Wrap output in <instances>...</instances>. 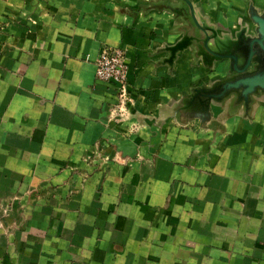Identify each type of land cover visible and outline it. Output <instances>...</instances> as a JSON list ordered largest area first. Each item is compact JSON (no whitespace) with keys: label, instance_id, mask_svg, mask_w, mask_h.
Wrapping results in <instances>:
<instances>
[{"label":"crops","instance_id":"1","mask_svg":"<svg viewBox=\"0 0 264 264\" xmlns=\"http://www.w3.org/2000/svg\"><path fill=\"white\" fill-rule=\"evenodd\" d=\"M249 3L195 10L231 32ZM166 4L0 0V264H264V94L191 118L182 99L227 61L170 63L185 22ZM104 45L125 52L127 121L95 77Z\"/></svg>","mask_w":264,"mask_h":264},{"label":"water","instance_id":"2","mask_svg":"<svg viewBox=\"0 0 264 264\" xmlns=\"http://www.w3.org/2000/svg\"><path fill=\"white\" fill-rule=\"evenodd\" d=\"M179 1L181 5L166 4L175 17L185 22L181 27L183 33L169 46L170 63L177 54L186 51H192L203 66L210 68L227 61L222 75L209 84L190 89L181 101L183 109L203 123L209 119L212 104L232 97L233 104L242 105L248 112L253 96L264 94V10L249 3L247 15L234 30L220 32L198 17L195 10L198 0ZM133 106L129 105L123 121L131 119ZM130 125L136 130L137 124Z\"/></svg>","mask_w":264,"mask_h":264},{"label":"built area","instance_id":"3","mask_svg":"<svg viewBox=\"0 0 264 264\" xmlns=\"http://www.w3.org/2000/svg\"><path fill=\"white\" fill-rule=\"evenodd\" d=\"M95 77L115 85L116 101L110 108V114L113 118L122 120L129 105L133 104L127 80L124 49L101 46L95 59Z\"/></svg>","mask_w":264,"mask_h":264}]
</instances>
